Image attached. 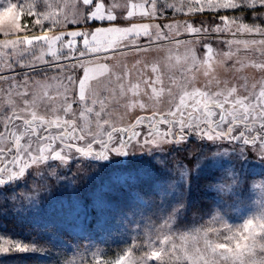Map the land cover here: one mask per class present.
<instances>
[{"label": "rangeland", "instance_id": "rangeland-1", "mask_svg": "<svg viewBox=\"0 0 264 264\" xmlns=\"http://www.w3.org/2000/svg\"><path fill=\"white\" fill-rule=\"evenodd\" d=\"M104 2L106 7L117 6L119 26L147 23L154 28L159 24L165 32L164 25L202 21L209 26L210 21L219 23V16L249 25L264 20V9H221L217 15L205 7L204 12L188 16L184 12L195 0H160L162 15L155 19L136 15L129 22L121 13L129 3L143 5L145 0ZM203 3L206 6L207 0ZM29 4H39L40 11H59L68 16L69 23L82 10L79 0H0V31L6 39L15 38L7 33L20 29L22 17L33 34H40L33 18L26 17ZM168 4L183 7L184 12L166 7ZM45 5L51 7L46 9ZM101 26L110 25L105 21ZM61 30L71 29L64 26ZM235 30L232 26V32ZM260 38L247 33L233 36L231 32L201 38L203 43L211 42L214 50L208 64L204 63L202 45L192 43L197 37L189 36L183 28L175 34V27L167 40L154 43L147 51L120 49L109 53L108 59L99 63L107 64L110 75L97 73L88 82L94 94L87 96V106L93 111L83 118L78 96H72V91L78 93V81L69 85L67 80L76 73L33 70L28 66L32 57L21 60L18 55L11 56L13 66L9 68L10 50L0 48V77L7 78L0 79V112L10 115L13 105L22 108L20 93L27 88L28 99H37L39 114L48 119L64 117L67 87L68 100L77 101L67 118L89 138L96 134L107 139L112 128H127L138 116L167 113L185 91L199 89L210 95L223 91L226 95L235 87L237 97L252 91L258 95L264 73L251 65L264 61L260 47L245 49L235 43L229 47L222 41ZM3 39L0 35V41ZM177 40L187 42V46H177ZM140 44L146 46L147 38L142 37ZM226 52L231 58L224 55ZM149 80L155 84L147 85ZM98 111L102 112L99 127ZM77 146L86 147L83 141ZM94 148L98 150V146ZM254 151L238 142L190 136L183 144L110 154L107 159L72 155L64 162L30 164L23 176L0 185V246L7 247L10 240L29 250L0 253V264H95L97 257L114 261L118 257L101 254L108 247H122L124 264H264V224L242 228L246 221L264 217V158ZM19 167L22 165L15 170ZM238 230L239 236L230 239Z\"/></svg>", "mask_w": 264, "mask_h": 264}, {"label": "snow or ice", "instance_id": "snow-or-ice-1", "mask_svg": "<svg viewBox=\"0 0 264 264\" xmlns=\"http://www.w3.org/2000/svg\"><path fill=\"white\" fill-rule=\"evenodd\" d=\"M79 6H82V10H78L69 23L68 16L59 11H40L39 4H29L26 17L33 18V26H39L40 34H33L28 24L23 22L24 17H22L20 29L7 33L9 37L15 36L14 39H6L5 32L0 31V35L4 37L0 41V48L10 50L7 63L9 68L13 66L11 56L18 55L21 60L25 56H31L32 60L28 66L33 70L39 69L44 72L70 70L76 73L68 75L67 80L69 85L78 81V93L72 91V96H78V102L81 103V118L93 111L87 106V96L94 94L88 82L97 73L100 76L109 73L107 64L99 63L101 59L107 60L109 53L115 54L120 49L147 51L154 43L167 40L169 32H172L174 27L175 34H179L180 29L183 28L189 36L197 37L192 43L202 45L205 64L212 60L214 50L211 42L203 43L201 38L219 37L225 32H231L233 36L247 33L261 37L258 40L222 42L227 43L229 47L233 43L242 44L245 49L256 45L264 54V20H261V24L249 25L227 16H219V23L210 21L209 26H204L202 21L199 24L196 21H185L183 25H164V28L168 29V32H165L159 24L154 28L147 23H130L127 27L119 26L116 15L117 6L106 7L104 0H79ZM49 7L51 6L45 5L46 9ZM166 7L174 8L177 12H184L183 7L176 8L172 4ZM205 7L216 11L218 15L221 9H264V0H215V2L207 0L206 6L203 0H195V3L189 5L184 14L191 16L197 12H204ZM121 14L125 21L130 22L136 15L155 19L163 13L160 0H145L143 5L129 3L127 10ZM257 18L260 19V16L258 15ZM105 21L110 26H101ZM72 25H75L74 29ZM64 26L71 30H61ZM232 26L236 27L235 32H232ZM142 37L147 38V45L143 48L140 44ZM176 44L187 46V42L180 40H177ZM36 49H39V55L36 54ZM224 55L231 58L230 52ZM191 59L193 63L197 60L194 51ZM65 61L69 63L66 65ZM71 61L76 62L71 63ZM90 64L95 66L89 67ZM251 66L260 73H264V61L253 62ZM77 69L80 70L79 73ZM152 71L155 73L156 68L153 67ZM204 75L207 76L209 73L205 72ZM0 79L7 78L0 77ZM120 79L117 78L118 81ZM25 83L27 84V81ZM145 83L153 85L155 81L149 80ZM259 86L258 95L252 91L238 97L234 95L237 92L235 87L230 88L226 95L223 91L211 95L199 89L191 92L185 91L179 97V101L174 103V108L170 107L167 113L138 116L127 128H112V131L107 134V139L98 138L96 134L89 138L83 134V130L79 129L73 120L67 118V115L73 112V104L77 102L68 100L69 89L67 87L65 88L66 106L63 108L65 116H57L55 119H48L45 115L38 113L37 99L35 97L28 99L29 92L26 88L23 93H20L24 101L22 108L17 109L13 105L10 115L0 112V123L3 125L0 130V183L23 176L30 164L40 165L47 160L64 162L72 155L107 159L110 154L127 155L131 151H145L154 146L183 144L189 136L214 142H238L244 145L249 152L256 149L254 151L256 155L264 158V80L260 81ZM255 87L253 85V88ZM132 91L135 93V86ZM221 96L223 99H219ZM95 102L93 100V103ZM131 106L135 107L134 104ZM139 107L144 108L145 105L140 104ZM95 116L99 127L102 112H96ZM146 121L147 126H145ZM103 123L107 124L108 121L105 120ZM161 126L164 127L163 132L159 131ZM116 134L118 138H115ZM81 141L86 147L77 146ZM94 146H98V150H95ZM20 165L22 167L16 171V167ZM5 176L7 179L4 178ZM251 223L264 224V217L251 221ZM242 228L247 229L245 226ZM239 234L238 230L230 239H235ZM7 243V247L0 246V253L29 250L21 243H14L10 240ZM123 256L124 254L114 261H104L97 257L95 264H124V260L121 259ZM153 258H156L155 253Z\"/></svg>", "mask_w": 264, "mask_h": 264}, {"label": "trees", "instance_id": "trees-1", "mask_svg": "<svg viewBox=\"0 0 264 264\" xmlns=\"http://www.w3.org/2000/svg\"><path fill=\"white\" fill-rule=\"evenodd\" d=\"M122 250H123L122 247H120V248L108 247L107 249L105 248V250L101 254H103L105 257L106 256H109V257H111V256L120 257L121 255L124 254V252ZM174 264H181V263H174ZM182 264H186V263H182Z\"/></svg>", "mask_w": 264, "mask_h": 264}, {"label": "clouds", "instance_id": "clouds-1", "mask_svg": "<svg viewBox=\"0 0 264 264\" xmlns=\"http://www.w3.org/2000/svg\"><path fill=\"white\" fill-rule=\"evenodd\" d=\"M243 226H245L246 228H249L251 226V221L250 220L246 221Z\"/></svg>", "mask_w": 264, "mask_h": 264}, {"label": "flooded vegetation", "instance_id": "flooded-vegetation-1", "mask_svg": "<svg viewBox=\"0 0 264 264\" xmlns=\"http://www.w3.org/2000/svg\"><path fill=\"white\" fill-rule=\"evenodd\" d=\"M2 184H4V183H0V185H2Z\"/></svg>", "mask_w": 264, "mask_h": 264}]
</instances>
